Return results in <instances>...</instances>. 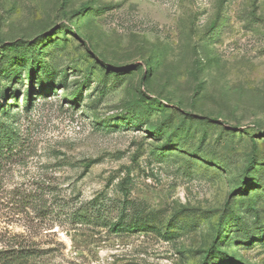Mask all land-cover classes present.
<instances>
[{
  "label": "rangeland",
  "instance_id": "374dc122",
  "mask_svg": "<svg viewBox=\"0 0 264 264\" xmlns=\"http://www.w3.org/2000/svg\"><path fill=\"white\" fill-rule=\"evenodd\" d=\"M32 61L52 77L34 69L27 104ZM12 64L0 251L264 264V0H0V67ZM123 202L148 230L105 227ZM94 208L103 221L85 220Z\"/></svg>",
  "mask_w": 264,
  "mask_h": 264
},
{
  "label": "trees",
  "instance_id": "16d2710c",
  "mask_svg": "<svg viewBox=\"0 0 264 264\" xmlns=\"http://www.w3.org/2000/svg\"><path fill=\"white\" fill-rule=\"evenodd\" d=\"M34 47L32 46L30 49H28V53H30L31 55L34 54ZM10 50H11L10 52L15 53V56H17L16 55L17 53L18 54L20 53L19 49L18 50L17 49H14V50L10 49ZM23 57H24L23 54H21V56H19V60L21 58L23 59ZM15 59H18V58H15ZM11 61H12V59H11ZM9 62L10 61H8L7 63H9ZM5 63H6V61H5ZM16 66H17V64H12L9 69H4V67H0V78L1 77L2 78L3 77H5V78L6 77H13V79H15V77L17 75H20V71H18V69H15ZM30 67L28 69L27 82H29V87H31V88H30V90L27 91V93L25 95L26 98L28 99L27 104L30 103L29 99H30L31 94H32V88H33L32 84H33V78L35 75L34 69L35 70L39 69L38 73H40L42 75H45L47 77H52L50 75L48 69L46 68V66H41V63H39L36 66V65H33V61H32V64L30 65ZM44 86H45L44 83L40 84L41 88H43ZM2 91H3V89H2ZM6 96H7V92L5 90L4 93L0 95V101L2 99H3V101H6ZM15 99H16V96H15ZM3 110L5 113L7 109H6L5 105L3 106L0 103V111H3ZM17 145H18V136H17L16 132H14L12 130V128L7 127L6 124L0 119V170L2 168V161H5L9 157L13 156V153L16 152ZM117 205H118L117 208L115 207V209L117 211L116 220L114 222L106 223L105 227L112 230L114 233L137 232L138 230L145 231V230H148L150 228L149 220L145 217H138L137 215L133 216V218L131 219V222L129 224L126 223V220L128 219V214H129L130 210L132 209V205L128 202L118 203ZM95 210H96V208L92 209V211H90L89 215H85V217H86L85 220L97 221L98 219H101L102 217ZM93 213H95V215H92ZM82 217L83 216L81 214L78 215V218H82ZM103 220H104V218L101 219V221H103ZM22 245L23 244H21V243L13 242L10 246V249L0 251V264H22V263L26 262L28 258L33 257V254L30 251H28L27 249H25V247ZM212 252H213V257H214L213 259H219L220 260L222 258H225V257H223V253H221L220 251H218L217 249H215L213 247H212ZM210 253H211V251H210ZM206 260H208V257L206 258ZM224 262L226 264H232V263L237 264V262H235L232 259L224 261Z\"/></svg>",
  "mask_w": 264,
  "mask_h": 264
}]
</instances>
